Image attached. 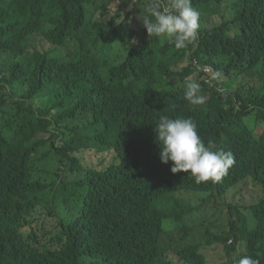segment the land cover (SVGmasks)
Segmentation results:
<instances>
[{
	"label": "trees",
	"instance_id": "1",
	"mask_svg": "<svg viewBox=\"0 0 264 264\" xmlns=\"http://www.w3.org/2000/svg\"><path fill=\"white\" fill-rule=\"evenodd\" d=\"M115 1L0 0V264H235L244 255L264 264V130L254 129L264 119V0H192L219 18L189 53L199 70L184 65L186 49L149 36L150 0ZM249 76L260 86L242 87ZM190 78L205 104L184 98ZM160 115L193 119L206 145L236 154L234 171L199 184L172 173L158 155ZM88 149L91 166L77 158ZM247 179L261 188L239 207ZM40 205L57 217V248L22 231Z\"/></svg>",
	"mask_w": 264,
	"mask_h": 264
},
{
	"label": "clouds",
	"instance_id": "2",
	"mask_svg": "<svg viewBox=\"0 0 264 264\" xmlns=\"http://www.w3.org/2000/svg\"><path fill=\"white\" fill-rule=\"evenodd\" d=\"M200 15L192 6V0H166V3L150 0L142 24L149 36L167 40L177 50L186 49V66L191 65L199 70V62L191 59L189 53L198 46ZM221 75V72L213 70L209 79L216 80ZM184 89V98L191 105L206 103L201 83L197 80L187 79ZM154 130L160 149V161L165 164L171 161L172 173L183 171L190 174L197 184L220 182L228 170L233 172L238 164L234 152L218 148L213 141L206 145L198 134L197 124L190 117L171 118L169 115H160ZM224 264H229L227 259ZM235 264H259V260L244 255Z\"/></svg>",
	"mask_w": 264,
	"mask_h": 264
},
{
	"label": "rangeland",
	"instance_id": "3",
	"mask_svg": "<svg viewBox=\"0 0 264 264\" xmlns=\"http://www.w3.org/2000/svg\"><path fill=\"white\" fill-rule=\"evenodd\" d=\"M118 1L115 2H111L109 9H110V13L106 16L109 17L111 15L114 14V12L116 11V8L118 6ZM194 7V6H193ZM195 9H197L200 12V28H199V32L203 31V30H207L210 28V26L212 25V23H214L215 21H219L218 18V14L217 11L214 10H204L198 7H194ZM104 12H99L97 14V16L95 17V21H104ZM39 38H35V42L38 40ZM32 50L34 49V47L31 48ZM67 52V51H66ZM5 58H0V63L6 65L5 62ZM11 61L8 63L10 64ZM186 65V64H184ZM261 81L253 76H249L247 80H245L241 86L248 88L251 86H260ZM4 92H8V89H5ZM16 100L15 99H10V102ZM40 103L38 101V99H34V106L37 107L39 106ZM247 122L250 126H253L254 121L252 118H248ZM75 123L77 124V118L75 119ZM255 132L257 134H260L263 130H264V119H258V121L256 122L255 126H254ZM36 138L38 140H46L49 138V134L48 133H43V132H39L36 136ZM47 151V145L44 146L41 150H40V155H43V153H45ZM92 150L88 149L87 153L84 156V153H79L77 154V158L81 159L83 161V157H84V163H87V166H91L92 164ZM111 157L108 156V159H110ZM52 158L49 157V161H51ZM45 164V161H42V166ZM60 171H59V175L58 178L59 180L62 182L63 185L68 186V191L71 190V188L69 187V183L74 179V177L71 175V173L68 170V162L67 160H63L60 166ZM258 187L261 188L260 185L258 184H254V182L251 179H247V183H246V187L245 190L242 194H240V196H237L235 198V201L238 203L239 207H243V206H247L249 204H252L258 197V192L259 189ZM212 213H214L215 217L212 218L214 219V221H216V223H221L222 222V215H223V211L221 209V207L218 206H214L212 205L211 207ZM56 225H57V217L56 215L53 213V209H48L45 205H40L36 208L35 213L33 214L32 218L30 219V224L25 226L22 231H30L31 229L37 234L38 236V241L39 243H43L48 245L50 248H57V245L54 242L55 239V234H56ZM186 242H194V243H202V241L200 239H189ZM210 251H208L206 253V255L209 254V252L213 251L215 252L214 249H209Z\"/></svg>",
	"mask_w": 264,
	"mask_h": 264
}]
</instances>
